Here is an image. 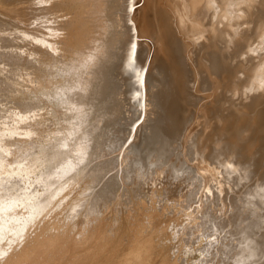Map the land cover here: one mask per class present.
<instances>
[{
    "label": "rangeland",
    "instance_id": "1",
    "mask_svg": "<svg viewBox=\"0 0 264 264\" xmlns=\"http://www.w3.org/2000/svg\"><path fill=\"white\" fill-rule=\"evenodd\" d=\"M10 1L11 4L8 3L7 0H5L4 4L7 7L13 8L11 10L14 11V16H6L5 14L0 13V263L16 248H18L20 252L19 256H23L22 254L27 252L31 255L30 259L33 261L37 252L40 250L38 248L39 245L25 248L23 244L26 242L28 235H32V238H35L36 242H39L38 239L42 237L41 235H44V233L46 234V231L55 233L56 229H67L73 230L76 239H78L85 236L92 224H95L98 227L100 223L102 224V227L104 226L103 229H112V232L109 230L111 237H109V239L107 237L110 246H108L107 243L106 250L109 249L108 247L111 248L113 246V248L110 249L111 251L117 249L123 252V250L126 248L125 245H127L126 241L128 242L129 238L134 237L135 239H141L146 237L148 230H150L149 233L152 231L151 229L153 226V228H156L158 224H165L164 226L160 225L162 228L159 226L157 229L158 234H162V242L160 247L165 249L167 254L169 253L165 261L166 264H230L229 261H231L233 255L235 254V251L239 246V242L241 243V241L247 237V233L249 232V235H254L257 233L255 236H258V232H262V230H264L259 228L261 224H258V226L256 223L261 220L260 222L264 224V218H262L264 216V177H262L264 176V114L261 115L259 120L261 122L259 123V126L255 128L253 133H256V137L254 138L255 145L245 148L246 143L248 142L246 135L250 134V129H243L245 132V134L243 132L245 137L235 139V141L240 144V153L243 151L248 156L251 155L249 156L251 158L247 156V160L249 161H251L250 159H252L253 156L255 157L256 154H259L257 152L260 149V155L263 159H260L262 161H258L259 164H242V161H245L237 154V152L233 150H230V152L232 151V153H230L231 155L226 151L229 157L227 153H220L221 156L226 154L228 159L225 157V155V159L224 157L222 158L226 162H228V160H233V158L234 161L236 159V163L235 166L233 165V168H230V166L227 165L231 170L227 168L226 171L227 166L225 167L224 165V169L222 166L220 167V165L217 164L219 160H216L217 163H215V160L208 161L209 157L204 156L207 152V150L204 151V147L206 146L208 149L209 146H213L214 143H212V141L214 138L210 139L208 137L211 133V138L215 130H217L214 133L215 138L216 136H219V134L221 135V139L218 137L216 138L217 140L219 139L218 143L221 141H229L228 136H223L221 131H219V133V129L216 128V125L214 128V124H211L208 119L213 113V105L210 104L214 97L211 92L213 89L205 87L203 78L201 75H199V73L197 74L199 77L196 81H194V83L190 80V78H187V81L190 84L187 85V88H183L182 82L181 84L176 82V79L179 77V71L181 72L180 66L184 63L186 58V53L188 52V55L192 56L191 58L195 56L196 42L190 37L188 38L187 34L183 33L182 35L187 36L185 38L187 39L186 42H189V44L187 43L184 46V44L180 42V38H182L181 35H177V31H175V34L174 27H171L174 33L170 40V44L167 46V49L164 45L157 44V40L161 41L160 39H155L151 37L152 35L148 36L144 33V35L141 34L144 32L143 29L145 30L144 18H146V16L142 17V14L146 15L147 13V15H149V11L153 19L154 28H157L156 24L159 22L157 15L159 13V9L157 10V7L160 3L164 4L169 0H139L133 5V7L135 6V13L137 12L135 14L136 17L138 15L139 16L136 18L137 22L135 20V22H133V20L129 18V23L131 24L132 22L131 25H135L134 23H136L138 26H140L142 32L140 30L139 31L141 32L140 34L142 36H139L140 38H138V41L140 40V42H143L144 44L146 43L147 47L149 46L148 51L151 50L149 51L151 53V57L153 58V56H155V59H153L155 62L158 60V63L161 60V57L159 56V54H161L160 51L164 52V50H168V57L171 58V63L176 68H178L179 71L173 72L172 70H164L158 67L160 64L157 62L155 64L151 58L152 65H157V69H154V72H156L154 73L155 78H153L159 80L160 83L164 82L163 87L165 86V89L160 88L162 84L158 83L159 81L157 82V80L152 79L153 84L151 87L152 91L150 90V93L153 95L154 90L156 91L153 96L151 94L148 95V99L150 100L148 101L147 118L142 115L141 118L137 120V122H139L137 140L141 145V148L147 145L146 148L144 147V150H146L145 155L139 162L126 163V169L124 165L125 171L115 174L114 178L109 180H107V176L101 177L98 175L99 172L97 174V170L92 171V169H94V165L97 164L99 156L102 154V149L105 146L107 139H109L110 128L114 125L112 120V111L114 110V107L117 106L114 105V107H109L105 103L107 87L105 86L106 84L104 81L100 82L98 73L99 62L104 60L103 57L106 56V52L114 50V43L117 37L116 32L121 28V26L116 23L115 13L111 12L116 0H74V4L72 6L73 8L71 9L75 10L76 18L79 22V26L82 27V31L81 33L75 31L74 34L69 33L70 36L78 33V36H73V38L68 36L66 33L65 37L67 35L69 38H67L68 40L66 38L65 39L68 42L71 40L75 41H71L70 44H67L70 48H72L68 49V47H65L66 51L63 50L64 52L67 53V51L70 50L67 54L61 56L63 54L61 53L55 57L52 55L51 59L49 58L50 61H46V59L50 57L46 55V45L39 41V39H32V41L29 40L26 42V40L22 39L23 36L20 35L24 29V26H22L23 24H16L15 22V20L21 22V19H26L24 15L33 9L32 3L35 0H16L18 1L17 3H14L15 0ZM24 4L25 6H23ZM16 10L17 12L19 11L20 14L22 10L23 16L18 15ZM23 10H25V12ZM34 11H36L38 14H36ZM33 12L37 16L39 15V10L37 11L34 9ZM35 14L33 15L31 12L32 17H34ZM16 15H18V19L16 18ZM40 16H44L46 18L45 13L42 15L40 14ZM139 18L141 24L140 22L138 23L139 20L137 19ZM31 19H35V17ZM24 20L23 23L25 22ZM239 23L240 21H238L237 24ZM237 24H235L234 27H236ZM17 30L20 31V34ZM190 41H193V43ZM31 42L33 43L32 46ZM149 43H152L153 45L150 47ZM71 44H73V46H70ZM186 47H188V49ZM185 49H187V51ZM157 56L159 59L156 58ZM47 66H49V68ZM159 68L162 70H159ZM165 71H168L166 76L164 75ZM246 71L247 69H240L238 71L239 76L242 78H247L250 73ZM46 74L48 76H46ZM162 75H164V79H162ZM253 76L250 78V85L252 84V87H248L250 80L240 87V89L242 88V91L244 92L242 95H239V91H236V94L235 92L232 93L231 87H229L228 90H225L226 88L222 89L221 97L218 99L219 105L223 103L224 108L229 109L234 105V103L231 101V98H233L236 102H242H238L236 105L242 104V107L244 106L243 109L248 111L247 109L249 108L245 105L249 104L253 98V93H255L258 96V108L263 107L264 84L260 79H253L256 78L255 74ZM124 77L129 78L127 75H124ZM167 79H173L174 84L172 87L167 85V83H169V80ZM252 80L255 81L253 82ZM154 82L158 86L160 85L159 88L157 85L154 86ZM255 84L256 87L258 86L256 90L254 89ZM248 88H250V90ZM157 89L160 92H157ZM161 89L163 90L161 91ZM177 91L180 93L179 95H175ZM187 92L188 95L191 96L192 104L190 106L185 105L186 102L183 100L187 97ZM157 95L164 97L163 99L165 101L162 102L163 99H160V97ZM153 97L159 100H156ZM153 99H155L156 103L153 101ZM150 101L151 105L149 104ZM157 101H161L162 104L161 102ZM171 102H174L176 107V112L171 113L183 115L185 114L184 112L188 111L186 112L187 115H181L180 117V119L183 117H185V119L178 121L180 126H188L185 128L186 130L182 128L184 126L180 127L176 124L175 125L178 127H172L173 123L171 122H173L174 119L168 117L167 114H169V106L166 108V104ZM214 103L217 104L215 101ZM158 105L160 107L166 105V107L163 106L166 109L162 107V110ZM181 105H185V107L183 106L184 108H186V106H189L190 108L188 107L189 110L187 108L183 109L181 108ZM165 110V115L167 116L162 114ZM166 117L169 119L171 118L170 120L172 121L170 122V120ZM188 118L191 120H186ZM207 119L210 124H206L209 123ZM122 121H124V119H122ZM166 121L168 123L170 122L169 124L171 125H168ZM183 121L187 124L185 123V125ZM181 122H183V124ZM212 125L213 128L211 127ZM167 127L169 129L172 127V130L167 129ZM179 127L181 130H183V134L181 133L182 131L180 132ZM208 127L210 129H208ZM211 128L214 131H212ZM164 129L165 131L167 130V132L169 131L170 134L169 132L165 133ZM174 129L177 130L176 133L180 132V134L174 133ZM200 130L203 131L204 136H202V131L200 132ZM204 131H208L207 134ZM258 131L260 132L257 133ZM195 133L199 136L201 134L200 137L197 136L199 140L196 139ZM171 134L172 136L170 137ZM205 134L207 136H205ZM215 134L217 135L215 136ZM113 137L114 136L111 138ZM205 137L207 138L205 139ZM209 139L211 140V143L209 142ZM240 139H245V141ZM18 141H20V143H18ZM241 141L242 143H240ZM190 142H192V144ZM213 142L216 144L217 141L214 140ZM21 143L23 145H21ZM243 143L244 145H241ZM193 148L194 150H192ZM163 149L167 152L163 151ZM189 149L190 151H188ZM191 150L196 152L199 151L197 152L198 154L194 152V154L196 153L195 155L197 156H194ZM172 152L173 154H170ZM159 153L161 154V158H158L160 155ZM201 153L203 154L204 158L207 157L205 158L207 161H204ZM169 154L173 156L168 157L167 155ZM177 155H180V157L182 156L181 158L184 157V159H180V157ZM198 155L202 156L203 160L198 159V157L201 158ZM165 156L168 157L169 162ZM186 156H189L190 158L188 157L185 159ZM194 157L200 160L199 162H202L195 163L197 159ZM163 158L166 159V162H163L165 160H163ZM176 158L177 163L175 161ZM170 161L173 162L172 166H169ZM167 162L168 164H165ZM203 162L205 163L204 165ZM259 165H261V167ZM210 167H212L214 170ZM197 170H199V172ZM202 171L205 175H207L205 176V179ZM211 173H214L212 180L210 177H208L210 175L212 176ZM251 177L253 179H251ZM235 179H238L236 180L238 183L235 181ZM218 183L222 185H219L220 188L218 187ZM245 184H247L246 188ZM254 186L256 187L254 188ZM168 187L170 188V191L175 192L171 193L168 190ZM221 187H224L223 190ZM220 189L222 190L220 191L221 193L218 192ZM214 190H218L216 194ZM213 191L215 195L211 194ZM252 192H256L257 194H251ZM173 193H176V197L175 194L173 195ZM207 194H211V198L212 196L216 197L215 200L213 199L214 197L212 198L214 203L212 199L210 200V198H208L210 196ZM244 194L246 197L250 196L254 199L248 200L250 197H247L246 199ZM217 196L218 198L220 197L219 199H222L223 202L217 199ZM255 197H257V199ZM170 198H172V200ZM179 199L186 205L185 210H183L184 212L182 211V205L178 204ZM260 199H263L262 202ZM209 200L211 201L210 206L211 204L213 205V207L211 206L212 208L209 206L210 209L209 207L207 208L209 205L207 203L210 202ZM171 201H174L177 205ZM215 201L218 203L217 207L215 206ZM247 201H249V203L251 201H255L254 204L256 205H253L256 207L248 204ZM170 202L173 205H170ZM233 202L236 203V205ZM230 203L235 206H240L241 203L247 206L244 205V207L241 204L243 207H236L240 212L237 211L238 215L233 216L235 211H232L231 208L233 205ZM228 204L232 207H229ZM228 207L229 209H227ZM257 207L258 209L261 208L260 210H257L259 213L256 211ZM252 208H255V211ZM170 210H173V212L171 213ZM203 210L205 212L207 211L206 213L210 211L209 214L211 215H207ZM176 212L178 213L179 217H182V219H177ZM156 213L159 214L157 215ZM154 214L157 215V219H160L157 221L158 223H156L154 220L156 218V215ZM222 214L226 215L225 218H223L224 216H222ZM217 215L220 217H217ZM230 215L233 216V218L237 217L235 218L236 221H234L235 219H232ZM239 215H242V218ZM148 216L152 219L150 220ZM158 216L160 217L158 218ZM214 216L217 218H215L217 221L214 219ZM226 217H230L231 219L228 221V218ZM162 218L168 222L166 221V223L165 220H163L165 223L160 222L162 221ZM218 219L221 221H218ZM223 219L226 224L224 226L225 228L222 226V224L224 225ZM141 220H143V223L140 222ZM152 220H154L153 224L156 226L151 224ZM172 220L174 222H172ZM231 220L234 222V225L232 224L233 222ZM239 220H241V223ZM138 221L141 223V226L144 229L141 228L140 224L138 225ZM169 221H171L173 224L171 222L169 224ZM204 221H207V223L205 222V224L202 223L201 225V222ZM182 222L183 224H181ZM238 222L240 224H237ZM244 222H246V224ZM145 223L147 224L144 225ZM220 223L221 225H219ZM227 223H229V225ZM135 224L138 225L136 230H131L130 226L132 225L131 228L133 229ZM166 225L167 227L165 228ZM253 225L255 228L257 227L258 232L255 228H253ZM144 226H146V228ZM147 227L149 229H147ZM261 227L264 228V225H261ZM139 228H141V231ZM219 228L223 229L220 230ZM251 228H253V230ZM218 229L220 233L218 232ZM231 229H235V231ZM228 230H230V232L233 231L232 234ZM251 230L252 232L254 231L252 234H250ZM166 231L168 232L166 233ZM96 232L98 231L96 230ZM142 232H144V234H142ZM163 232L164 234H167V236L164 235ZM174 233H176V235H174ZM155 234L157 235V233ZM262 236L264 237V234L262 235V233H259L258 237L263 238ZM241 237H243L242 240H239ZM110 238L111 240H115L111 241ZM152 238H155V235ZM120 239L123 241H120ZM110 242H112L114 245L111 246ZM118 242L123 245L125 243L126 244L124 246H120ZM263 245L264 244L262 243V248L264 247ZM118 246L120 248L122 247V249L124 247V249L121 250L120 248H115ZM155 247L157 248V246ZM124 251L127 250L125 249ZM147 251H149L148 246L146 247L145 252ZM261 251L263 252L264 250L261 249ZM262 255L263 259L264 252ZM262 259L260 258L259 262L263 261L264 264V260ZM165 262L163 264H165Z\"/></svg>",
    "mask_w": 264,
    "mask_h": 264
},
{
    "label": "bare ground",
    "instance_id": "2",
    "mask_svg": "<svg viewBox=\"0 0 264 264\" xmlns=\"http://www.w3.org/2000/svg\"><path fill=\"white\" fill-rule=\"evenodd\" d=\"M7 1H8V3L11 2L10 0H7ZM13 1H12V3H13ZM15 1H14V3L18 2V1H16V2ZM137 1H139V0H131V6L133 7L135 2H137ZM73 2H74V0H35L32 3L33 9H31V11L28 10L29 12L26 14L23 13L26 15V16L24 15V17L26 18L25 20L20 18L21 19V22H20V21H18V20L16 21L14 19L16 24L21 23L20 25L23 24L22 26H24L23 30L20 29V30H22V34H20V31L17 30V31H19V34L23 36L22 39L26 40V42H28L29 40L32 41V39H39V41L43 42L46 45V53H47L46 55L50 56L46 59V61L47 60L50 61L52 55H54V57H55L57 55H60L61 53H63L61 56L67 54L68 51H70V50H68L70 47L67 44H70L72 41L71 39H69V40H71L70 42L67 41L68 40L67 38H69L68 36H70L69 33L74 34V31L81 33V31H82V27L79 26V22L76 18L75 10L71 9V8H73L72 7L74 4ZM4 3H5V0H0V13L5 14L6 16L7 15L8 16L9 15L14 16L13 15L14 11L11 10L13 8L7 7ZM162 4L163 3H160L157 7V10L159 9V13L157 12L158 13L157 15L159 18V22L156 24L157 28H154L153 19L151 17V13L149 11H148L149 15H147V13H146L147 10L145 11L146 15H143L142 13H140V14H142V17L146 16V18H144L145 19V26H144L145 30L143 29L144 32L141 31L140 26H138V24L134 23L135 25H131L132 22H131V24L129 23V18L132 19L133 22H135L136 18H138V16H139L138 14H137L138 15L137 17L135 15L137 13V12L135 13V9H134L135 6L133 7V11H128L129 0H116L115 5L113 6V9H111V12L115 13L116 23L119 24L121 26V28L119 30H117V32H116L117 37H116L115 43H114L115 44L114 50H110V51L106 52L107 53L106 56L103 57L104 60L99 62L98 73H99L100 82L104 81V83L106 84L105 86L107 87V93L105 96V103L109 107L110 106L114 107V105H117V106L114 107V110L112 109L113 110L112 111V116H113L112 120H113L114 125H113V127L110 128L109 139H107L105 146L102 149V154H101V156H99V160H98L97 164L94 165V167H93L94 169H92V171L97 170V174L99 172V174H98L99 176H101V177L107 176V180H109L111 178H114L115 174L120 173L121 171L124 172L125 171L124 165L126 163L139 162L144 157L145 151H146V150H144V147L146 148L147 145H145L144 147L141 148V145L138 143V140H137L138 135L137 134H138V130H139V128H138L139 122H137V120L139 118H141L142 115L147 118L148 101L150 100V99H148V95L151 94L150 90H151V87L153 84L152 79L155 78L154 73H156V72H154V69H157L156 68L157 65L153 66L151 63L152 57H151V53L149 52L151 50L148 51L149 46L147 47L146 43H145L146 44L145 45L143 42H140V40L138 41V38H140L139 36L143 33L147 34L148 36L152 35L151 37L161 40V41L157 40L158 45H164L165 48L167 49V46L170 44V40H171L172 35L175 31H177V35L178 34L181 35L182 38H180L181 39L180 42L182 44H184V46L187 43L189 44V42H186L187 39H185L187 36H188V38L190 37L191 39H193V41L196 42L195 56L193 58H191L192 56L188 55V52L186 53V58L184 60V63L181 64V66H180V69H181V72H180L178 70V68H176L171 63V58L168 57L169 51L168 50L167 51L164 50V52L160 51L161 54H159V56L161 57V60L159 61V63L157 62L158 60H156V62L158 64H160V65H158V67H160L164 70L165 69L169 70V71L172 70L173 72L179 71V77L176 79L177 80L176 82H178V84H181V82H182L183 88H185V87L187 88V85L189 84L187 81V78H190V80L194 83V81H196L197 78L199 77L197 75L199 73V75H201L203 78V83L205 84V87L213 89V91H211V92L214 95V97L210 103L211 105H213V113H212V115L209 113L211 116L208 119L211 122V124H214V128L216 125V128L219 129L218 132L221 131L223 133V136H226V137L228 136V138H229V141H221L220 143H218L219 139H221L220 138L221 135L219 134V136H216L217 134H215L216 138L217 137L219 138L218 140L214 137V133L217 130L214 131L212 129L213 128V125H212L211 130L214 131V133H213L212 138L210 137L212 133L208 137L210 139L214 138L213 141L216 140L217 142L215 144V142L212 141V143H214V144H213V146L211 145V147L209 146L208 149L206 148V146L204 147L205 148L204 151L207 150L206 155H204V156L209 157L208 161L219 160L218 163H217V161L215 163L219 164L220 167L222 166L223 169L227 165L230 166V168H233V165L235 166L236 159L234 161V158H233V160H228V162H226L222 159L224 157V155L226 157V154H224L223 156L220 155V153L222 154V152H224V153L229 152V154L232 153V151L230 152V150L237 152V154L245 161V162L242 161V164H245V163H247V164L252 163L253 164L254 163V165H255L258 163V161H262V160H260L263 158L260 155V149L259 148H258L259 151L257 152L259 154H256V152H255V154L258 156H256V155H255V157L253 156V158L250 159L251 161H249V160H247L248 155L245 152L242 151L240 153V146H239L240 144H238L237 141H235L236 138L245 137V135H244L245 132L243 129H248V130L250 129V132H249L250 134L246 135L248 142L246 143L245 148H249L250 146L255 145L254 144V138L256 137V133L255 134H253V133L255 131V128L258 127L259 123L261 122V121H259L261 115L264 114V106L261 108H258V106H257V104H258L257 103L258 102L257 101V99H258L257 94L253 93V95H252L253 98L249 102V104H247V105L244 104L245 106H248V108H249V109H247L248 111L243 109L244 106L242 107V104H240L242 102H240V101L236 102L233 98H231V101L234 103V105L229 109L224 108L223 103L221 105H219L218 99L221 97L222 89L226 88L225 90H228L229 87H231L232 93L235 92V94H236V91H239V95H242L244 92L242 91V88L240 89V87H242L244 83L249 81L250 78L254 74H255L256 78H253V79H260L264 84V0H169V1H166L163 5ZM15 5H17V4H15ZM23 6H25V4ZM143 7H144V5H143ZM143 7H141V8H143ZM34 9H36L37 11L39 10L38 16L36 15V14H38V13H36V11H34L36 14L33 12ZM144 9H143V11H144ZM136 10H137V7H136ZM23 11L25 12V10H23ZM26 11H27V9H26ZM16 12H17V10H16ZM31 12L33 15L35 14V16H34L35 19H31V18H34V17H32ZM17 13H18V15L23 16L22 10H21V14L19 13V11ZM43 13H45L46 18L44 16H40V14L42 15ZM18 15H16L17 19H18V17H17ZM3 17H5V16H3ZM23 20L25 21L24 23H23ZM137 20H139L138 23L140 22V24H141L140 18ZM238 21H240L239 24H237ZM235 24H237L236 27H234ZM171 27H174L176 30L174 29V32H173ZM142 28H143V26H142ZM154 29H157V30H154ZM66 33L68 34V36L66 35V37H65ZM78 33H76L73 36H76ZM183 33L187 34V36L182 35ZM175 34H176V32H175ZM73 36H70V37L73 38ZM45 39H46V41H45ZM193 41H190V42L193 43ZM72 42H75V41H72ZM32 44L33 43L31 42V46H32ZM133 45L135 46V55L131 59V62H130L129 53L132 50ZM152 45L153 44L151 43L150 47ZM70 46H73V44H71ZM65 47L66 48L68 47L67 53L64 52V51H66ZM186 48L188 49V47H186ZM187 49H185V50L187 51ZM189 49H190V47H189ZM192 50H193V48H192ZM189 54H190V52H189ZM191 54H192V51H191ZM154 57L155 56H153V58ZM153 58H152V61L155 62L154 61L155 58L154 59ZM156 58L159 59L158 56ZM48 62H46V63L49 64L50 62L49 63ZM156 62H155V64H156ZM198 66H199V68H198ZM47 67L49 68V66H47ZM160 68H159V70H162ZM243 68L247 69L246 72L250 73L247 76V78H242L238 74V71L240 69H243ZM164 70H163V72H164ZM46 71L48 72L47 69H46ZM167 72L165 71V74H164L165 76H166ZM124 75L129 76V78L124 77ZM164 75H162V77H163L162 79H164ZM46 76H48V75L46 74ZM168 76H167V78H168ZM165 79H166V77H165ZM154 80H157V79H154ZM167 80H169L168 81L169 83H167V85L172 87L174 84L173 79H167ZM158 81L159 80H157V82ZM252 81L254 82L255 80H252ZM158 83H160V81ZM163 83H160V84H162L160 88L165 89L164 88L165 86L163 87ZM197 83H198V81H197ZM250 83H251V80L249 82L248 87H250V86L252 87V84L250 85ZM154 84H155L154 86L157 85L155 82H154ZM159 86L157 85L158 88H159ZM257 87L255 84V88L254 87L253 88L256 90ZM163 89H161V91ZM244 89H246V88H244ZM248 89L250 90V88H248ZM155 91L156 90H154V92H153L154 94H155ZM157 92H160V91L157 89ZM156 94H158V93H156ZM179 94L180 93L177 91L175 95H179ZM119 95H120V97H119ZM157 96H155V97L156 98L160 97V96H158V97ZM155 97H153V98H155ZM161 98L163 99L164 97H160V99ZM155 99H153L154 102H155ZM156 100H159V99H156ZM183 100L186 102L185 105L190 106L192 104L191 96L188 95V92H187V97ZM151 101L149 103L150 105H151ZM161 101H157V102H161ZM164 101L165 100L163 99L162 102H164ZM214 101L217 102V104H215ZM162 102H161V104H162ZM238 102H240L239 103L240 105H236V103L238 104ZM168 104H166L167 107H166V105H163V106H165L166 108H168V106H169V110L168 109L167 110L169 111L170 116H169V114H167V115H168V117H171L174 120H173V122H171L172 121V120H170L171 118L170 119L168 117H166V118H168L170 120V122L173 123L172 127L176 126V125L180 126L178 121L181 119L182 120L185 119V117L180 119L182 114L177 115L176 113H174V114L171 113V112H176L175 111V109H176L175 103L171 102ZM185 105H181V108H183V109L187 108L189 110L190 107L188 106L189 107L188 108L186 106V108H184ZM162 107H160V108L162 109ZM165 107H163V108H165ZM211 108H212V106H211ZM163 112L164 113H162V114H164V116H167V115H165L166 110ZM186 112H188V111H186ZM186 112H184V113L186 114ZM185 114H183L182 116H184ZM209 114H207V115H209ZM205 116H206V113H205ZM189 118L186 120H191ZM122 119H124V121H122ZM208 119H207V121H208ZM183 122H181V123L183 124ZM186 122H184V124ZM210 122L206 123V124H210ZM166 123L168 125H171L167 121H166ZM182 126H184V125H181L180 127H182ZM168 127H170V126H168ZM168 127H167V129H169ZM172 127L170 128L171 130H172ZM176 127H178V126H176ZM180 127H179L180 132L182 131L181 133L183 134V130H181ZM187 127L188 126L186 125V127L184 126L182 128L185 129ZM165 129H164V131H165ZM176 129H178V128H176ZM176 129H174L175 132L174 131H172V132L176 133V131H177ZM208 129H210V128L208 127ZM12 131H13V129H12ZM201 131L202 130H200V132ZM168 132H167V130L165 131V133H168ZM180 132H178V133L180 134ZM207 132H205V133L207 134ZM243 132H244V134H243ZM259 132L260 131H258L257 133H259ZM174 133H173V135H174ZM178 133H176V134H178ZM169 134H170V132H169ZM201 134H202V136H204L203 131ZM201 134H200V136H201ZM206 134H205V136H207ZM241 135H243V136H241ZM11 136H12V134H11ZM112 136H114V137L111 138ZM171 136H172V134L170 135V137ZM195 136H196V139L199 140V138L197 137L199 135L196 134ZM206 138L207 137H205V139ZM174 139H176V138H174ZM183 139H184V137H183ZM2 140H3V138H2ZM240 140L245 141V139H240ZM207 141H206V143H207ZM13 142H14V140H13ZM15 142H17V141H15ZM171 142H172V140H171ZM202 142H203V139H202ZM209 142L211 143V140ZM18 143H20V141H18ZM22 143H21V145H23ZM190 143L192 144V142H190ZM240 143H242V141ZM244 143L241 145H244ZM181 146H183V145H181ZM193 146H194V144H193ZM241 149H244V148H241ZM192 150H194V148ZM163 151H165V150L163 149ZM188 151H190V149ZM255 151H256V149H255ZM165 152H167V151H165ZM194 152H196V151H192V154H194ZM197 152H199V151H197ZM170 154H173V152ZM177 154H178V152H177ZM195 154H194V156H197ZM204 154H205V152H204ZM157 155H158V153H157ZM169 155H167V156L168 157L173 156V155H170V156ZM200 155H198V156H200ZM227 155H228V153H227ZM177 156L180 157V155H177ZM202 156H203V154H202ZM202 156H200L201 158L198 157V159L201 160ZM204 156H203V158H204ZM235 156H236V154H235ZM249 156H251V155H249ZM168 157H166V159H168ZM179 157H177V158H179ZM181 157H180V159H184V157L183 158H181ZM188 157L186 156L185 159H187ZM192 157H193V155H192ZM225 157H224V159H225ZM228 157H229V155H228ZM158 158H161V154L158 156ZM177 158L175 159V161L177 160ZM205 158H207V157H205ZM205 158H204V161L205 160L207 161V159H205ZM231 158H232V156H231ZM249 158H251V157H249ZM164 159L165 158H163V160ZM166 159L164 161L163 160L162 161L166 162ZM195 159H197V158H195ZM198 159L195 161V163L196 162L198 163L200 161ZM238 160H239V158H238ZM168 162H169V159H168ZM168 162L165 164H168ZM178 162H181V161H178ZM201 162H199V163H201ZM238 162H240V161H238ZM170 163H169V166H172L173 162L170 161ZM176 163H177V161H176ZM232 163H234V164H232ZM204 164L205 163L203 162V165ZM239 164H241V163H239ZM206 166H208V165H206ZM228 166L226 167V171H227V168H229ZM259 166L261 167V165H259ZM210 168H212V167H210ZM254 168H255V166H254ZM125 169H126V165H125ZM208 169H209V167H208ZM215 169H217V168H215ZM234 169H235V167H234ZM197 171L199 172V170H197ZM248 171H247V173H248ZM95 172H93V173H95ZM207 172H210V171H207ZM263 172H264V170H263ZM228 173H229V171H228ZM247 173H245V174H247ZM203 174H204V172H203ZM206 174H208V173H206ZM213 174H212V176L211 175L208 176V177H210L211 180L213 178ZM254 174H256V173H254ZM166 176H168V175H166ZM203 176L205 179V176H207V175L204 174ZM162 177H164V176H162ZM252 177H254V176H252ZM252 177H251V179H253ZM262 177H264V176H262ZM238 179H235V181ZM217 180H219V179H217ZM208 181H209V179H208ZM255 181H254V184H255ZM236 182L238 183V181H236ZM219 183H218V187L220 185ZM221 184H222V182H221ZM249 184H250V182H249ZM246 185L247 184H245V188H246ZM262 185H263V183H262ZM212 186H214V185H212ZM220 186H222V185H220ZM259 186H261V185H259ZM169 187H171V186H169ZM255 187L256 186H254V188ZM223 188L224 187H221L222 190H223ZM254 188H253V190H254ZM166 189H167V186H166ZM221 189L219 191L218 190L217 191L220 192V191H222ZM168 190L170 191V188ZM249 190H251V189H249ZM207 191H209V190H207ZM214 191L216 194L217 191L216 190H214ZM214 191H213V193H211L212 195H215ZM170 192L172 193L175 191H170ZM250 192H247V193H250ZM254 193L257 194L256 192H254ZM254 193L252 192L251 194H254ZM174 194L176 197V193H173V195ZM207 195H209V194H207ZM260 195H262V194H260ZM171 196H172V194H171ZM242 197H241V199H242ZM245 197H246V195H245ZM247 197H250V196H247ZM247 197H246V199H247ZM252 197H254V196H252ZM172 198H170V199L172 200ZM208 198H210V200L212 198L215 200L216 197L212 196V198H211V196H210ZM219 198L217 196V199H219ZM255 198L257 199V197H255ZM213 199H212V201L214 203ZM246 199H245V201H246ZM249 199L253 200L254 198L250 197V198H248V200ZM219 200H221L223 202L222 199H219ZM260 200L262 202L263 199H260ZM171 202H170V205H173V204H171ZM247 202H248V204L253 205L255 201L254 202L251 201L250 203H249V201H247ZM210 203H211V201L209 203H207V204H209L207 206V208L210 206ZM215 203H216L215 206L217 207V204H218L217 201H215ZM224 203H225V201H224ZM174 204H175V202H174ZM178 204L182 205V207H183L182 211L185 210L186 205L183 201H180V199H179ZM221 204H223V203H221ZM234 204L236 205V203H234ZM241 204H240V206L239 205L235 206V205L231 204V205H233V207L231 205L229 206V204H228L229 207H232L231 208L232 211L233 212L235 211L234 213L231 211L234 214L233 216L238 215L237 214V211H238L237 208L238 207H243L245 205V204L244 205L242 204L243 206H241ZM175 205H177V204H175ZM254 205H256V204H254ZM211 206L213 207L212 204H211ZM245 206H247V205H245ZM248 206H250V205H248ZM210 207H209V209H210ZM229 207L227 209H229ZM254 207H256V206H254ZM205 208H206V206H205ZM205 208H204V210H205ZM234 208H235V210H234ZM168 209H169V207H168ZM214 209H216V208H214ZM260 209H258V207H257L256 211L260 210ZM173 210L172 211L170 210L171 213L173 212ZM179 210H181V209H179ZM206 210H208V209H206ZM253 210H250V211H253ZM180 212H179V214H180ZM209 212L206 214L210 216L211 214H209ZM226 212H227V210H226ZM238 212H240V211H238ZM245 212H247V211H245ZM215 213H216V211H215ZM156 214H154V215H156ZM224 214L229 215L227 213H224ZM243 214H244V212H243ZM154 215H152V216H154ZM157 215H156V218L154 219L156 221V223H158L157 221L160 220V219H157ZM212 215H213V213H212ZM226 215L222 214V216H224L223 218H225ZM231 215H230V217L232 219L237 218V217L233 218V216H231ZM159 217L160 216H158V218ZM175 217H176V215H175ZM178 217H179V215L177 213V219H180V218L182 219V217H179V218ZM217 217H220V216L217 215ZM230 217L229 218L226 217V218H228V221H229V219H231ZM252 217H253V215H252ZM260 217H262V216H260ZM215 218L216 217L214 216V219ZM262 218H264V216ZM151 219L152 218H150V220ZM243 219H244V217H243ZM250 219H251V217H250ZM154 220H152L151 224H153ZM163 220H165V219L162 218V221H160V222L163 223L164 222ZM169 220H171V219H169ZM173 220H174V218H173ZM173 220H172V222H174ZM142 221L143 220H141L140 222L143 223ZM166 221L167 220H165V222ZM207 221L201 222V225H202V223H204V224H205V222L207 223ZM216 221H215V223H216ZM218 221H221V220L218 219ZM234 221H236V219ZM239 221L241 223V220H239ZM260 221L256 222L257 225L258 224L264 225ZM170 222L171 221H169V224H170ZM223 222H224V219H223ZM141 223H139V221H138V225L140 224V226H141ZM221 223L219 225H221ZM240 223L238 222L237 224H240ZM244 223L246 224V222H244ZM256 223L254 222L255 225H256ZM146 224L147 223H145L144 225H146ZM174 224H176V223H174ZM181 224H183V222ZM227 224L229 225V223H227ZM232 224L234 225V222ZM232 224H230V225H232ZM138 225L137 224H135V226L133 225L134 226L133 229L131 228L132 227V225H131L130 229L136 230V227ZM153 225H155V224H153ZM160 225L158 224L157 227H159ZM164 225L162 224L161 226H164ZM225 225L226 224L224 222V225L222 224L223 228H225L224 227ZM250 225H252V224H250ZM261 225L259 226V228L264 229L263 227H261ZM150 226H152V225H150ZM161 226H160V228H162ZM172 226H174V225H172ZM185 226H186V224H185ZM103 227H102V224H100V223H99L98 227H97V225L92 224L90 226L89 230L87 231V233L85 234V236L84 237L81 236L82 238H78V239H76V236L74 235L73 230H67V229H64V230L56 229L55 233L46 231V234L44 233V235H41L42 237H40L38 239L39 242H36V239L35 238L33 239L32 235H28L26 242L23 244L25 246V248H30L34 245H39L38 248L40 251L37 252V254L33 252L34 254H36V257L34 256L35 259L32 261V259H30L31 255L28 254L27 252H24L22 254L23 256H19L20 252H19L18 248H16L5 259H3L0 264H163L166 261L167 255L169 253L167 254V251L160 247L161 242H162V234H160V233L158 234L157 227L153 228L154 227L153 226L152 229L150 228L152 231L149 233L150 230H148V234L146 235V237H143L141 239H135L134 237L129 238L128 242L126 241L127 245H125L126 243L124 242L125 243L124 245L126 247L125 249L127 251H124L125 250L124 247H123L124 250L122 249V247L121 248L119 246L115 247L118 249L120 248L121 250H123V252H121L117 249L111 251L110 249L113 248L112 245H114L112 242H110L112 247L111 248L108 247L109 249H107L110 251L106 250L108 239H109V237H111L110 231L112 229L110 228L109 225H108V227L110 229H103ZM144 227L146 228V226H144ZM166 227H167V225L165 226V228ZM180 227H178V228H180ZM105 228H106V226H105ZM141 228H143V227L141 226ZM141 228H139V230ZM223 228H219V229L221 230ZM253 228H255V226ZM253 228H251V229L253 230ZM147 229H149V228L147 227ZM169 229H170V227H169ZM219 229H218V232H219ZM249 229H250V227H249ZM255 229L257 230V227ZM96 230L98 232H96ZM106 230H108V231H106ZM137 230H138V228H137ZM166 230H168V229H166ZM231 230H233V229H231ZM252 230H251L250 234H252L254 232V231L252 232ZM142 231H144V230H142ZM145 231H146V229H145ZM168 231H166V233ZM228 231L230 232V230H228ZM233 231H235V229ZM233 231H231L230 233L232 234ZM257 232H258V230H257ZM263 232H264V230H262V232H258V236H259V233H262V235H263L264 234ZM145 233H147V232H145ZM155 233H157V235ZM142 234H144V232H142ZM153 234L155 235V238H157V239L152 238V237H154ZM163 234H164V232H163ZM242 234H243V232H242ZM242 234H240V235H242ZM247 234H248V235H246L247 237H245L243 239V241H241V243L239 242L240 247L239 246L237 247V250L235 251V254L233 255L231 261H229L230 264H263V261L262 262L260 261L261 262L260 263L259 260H260V258L262 259V257H263L262 254L264 251L262 252L261 249L264 250V247L262 248L261 245H262V243L264 244V239H263L264 237L262 236L263 238H260L257 235L255 236V234H257V233H255L254 235H249V232H248ZM39 235H40V233H39ZM164 235L167 236V234H164ZM174 235H176V233H174ZM112 236H113V234H112ZM107 237H108V239H107ZM242 238L243 237H241V239H239V240H242ZM110 240H111V238H110ZM114 240H111V241H114ZM118 240H119V238H118ZM121 240L122 239H120V241ZM116 243H117V239H116ZM116 243H115V245H116ZM119 245L124 246L123 244H120V243H119ZM108 246H110L109 243H108ZM147 246H148L149 251L145 252ZM155 246H157V248ZM169 256H168V258H169ZM170 260H169V263H170ZM262 260H264V258ZM165 264H166V262H165Z\"/></svg>",
    "mask_w": 264,
    "mask_h": 264
},
{
    "label": "snow or ice",
    "instance_id": "3",
    "mask_svg": "<svg viewBox=\"0 0 264 264\" xmlns=\"http://www.w3.org/2000/svg\"><path fill=\"white\" fill-rule=\"evenodd\" d=\"M128 11H133V7L131 6V0H129V8H128ZM134 55H135V46L133 45L132 46V50L129 53L130 62H131V59L134 57Z\"/></svg>",
    "mask_w": 264,
    "mask_h": 264
}]
</instances>
